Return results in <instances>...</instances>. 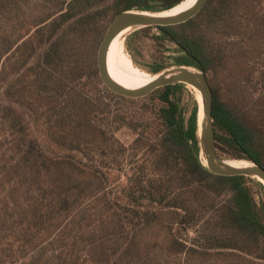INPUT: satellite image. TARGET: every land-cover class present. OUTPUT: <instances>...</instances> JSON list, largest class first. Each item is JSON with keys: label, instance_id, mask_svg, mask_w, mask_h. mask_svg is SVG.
I'll list each match as a JSON object with an SVG mask.
<instances>
[{"label": "trees", "instance_id": "16d2710c", "mask_svg": "<svg viewBox=\"0 0 264 264\" xmlns=\"http://www.w3.org/2000/svg\"><path fill=\"white\" fill-rule=\"evenodd\" d=\"M181 1L0 0V264H157L159 235L143 241L155 227L164 229L162 252L183 264L210 250L264 264V185L208 170L200 105L186 115L181 99L186 84L128 97L97 77L101 26L125 10ZM151 27L159 48L176 52L174 65L206 74L218 155L264 167V76H254L264 64V0H206L185 22L139 31ZM35 56L42 85L33 89L22 76ZM221 72L233 78L212 82ZM233 89L235 100L226 98ZM148 97L155 102L132 112L103 102Z\"/></svg>", "mask_w": 264, "mask_h": 264}, {"label": "water", "instance_id": "95a60500", "mask_svg": "<svg viewBox=\"0 0 264 264\" xmlns=\"http://www.w3.org/2000/svg\"><path fill=\"white\" fill-rule=\"evenodd\" d=\"M206 0H196L188 9L168 16H158L143 13L144 11L125 10L114 16L108 25L97 50V68L102 83L112 92L128 96L142 97L154 89L184 83L197 90L200 99L199 146L203 160L208 170L217 175H244L256 178L264 185V167L250 162L244 167L227 164L217 153L213 127V92L206 74L194 67L177 65L159 72L158 76L137 89H129L115 81L107 70V52L111 41L120 33L125 35L132 31L152 25H174L182 23L196 15Z\"/></svg>", "mask_w": 264, "mask_h": 264}, {"label": "rangeland", "instance_id": "374dc122", "mask_svg": "<svg viewBox=\"0 0 264 264\" xmlns=\"http://www.w3.org/2000/svg\"><path fill=\"white\" fill-rule=\"evenodd\" d=\"M159 3H154L153 6H158ZM131 10L134 11H148V12H159L156 10H140V9H136L133 8ZM106 11H108L107 9H103L101 10L99 13H96L97 15L95 16H99L100 18L106 13ZM112 21V20H111ZM110 21V22H111ZM110 22L106 25L104 24L103 26L100 27V34L98 35L97 40L95 39L94 41V46H93V63H94V67L96 69L97 72V77L100 80L99 77V73H98V68H97V63H96V54H97V48L98 45L100 44V41L102 40L105 31L108 27V25L110 24ZM105 26V28H104ZM159 34V30L157 28L151 27L149 29H146L144 31H139V29L136 30H132L130 32H128L125 37L123 38V46H124V51L127 54V56L131 59L133 65L135 67H138L139 69L150 73V69L152 67H154L155 65H159L162 64L164 67L163 70H166L168 68L177 66L173 64L172 61V55L176 54V52H174L173 50H162L159 48V46L156 43V39L155 37ZM38 69V65H37V57H32L30 59L29 62H27L26 67L24 68V75L22 76L23 79H25L26 83L30 86H33V89H35L36 85L38 87H40L42 84H36V82H34V80L36 79L35 74H37L39 72ZM161 70V71H163ZM160 71V72H161ZM157 74V73H155ZM259 74V76L263 75L264 76V64H257V66L255 67V74L254 76L257 77ZM13 76V74L11 75V77ZM16 75H14L15 77ZM18 77V76H17ZM16 77V78H17ZM230 78H233V75H229L227 73L221 72L218 76L213 77L212 78V82L215 83H224L225 81L229 80ZM42 80V79H41ZM40 82V81H39ZM102 83V82H101ZM103 84V83H102ZM229 84V83H228ZM251 86V85H250ZM33 89H31L30 91H32ZM248 91L246 92H250L253 96H256L258 94V87L254 90L252 87L251 89L247 88ZM3 90V84L0 83V96L2 95V91ZM237 89H233L228 91V95H224L226 98H230V99H234L235 100V95ZM241 97V95H240ZM181 99L182 102L185 104L186 106V111L185 114L188 115L190 108L192 107V103L194 100H196L199 105L201 104V99L200 96L197 92V90H195L193 87L191 86H185L182 88L181 90ZM250 98L244 100L245 102L248 101ZM26 103H29L32 101L28 98L25 99ZM104 104H108V108H112V109H119L124 111H130L132 112L133 110H137L138 107H142L143 104L146 105H152L155 101L154 98L152 97H148L145 99H141L140 101H130V102H126V101H121L119 99H113L111 101H107V100H103ZM36 103H40V100H36ZM18 106V105H17ZM35 132H38V128L35 129ZM122 131H120L118 133V135L125 140L126 135H123V133H121ZM128 140V139H127ZM228 159V158H226ZM234 160H243V159H234ZM246 162H251V161H247V160H243ZM255 180H257L256 178H253ZM259 181V180H258ZM253 191L255 192L256 195V187L253 189ZM257 198L259 195H256ZM207 213V211L202 212V214ZM163 221H168V216H164L162 218ZM173 230L176 234H178L179 236H181L182 238H185L189 243H193L194 241L192 240L193 237H195V233L188 231L185 232L183 230H181L178 226L174 225L173 226ZM154 232L151 234H148V232H146L144 234V239L143 241H150V238L154 235H159L158 240L155 241V246L153 248V252L154 254H156V258H155V262L158 264H183V261L181 260V256H167L166 254H164L162 251V245H163V240H162V235L164 232V229H162L161 227H155L154 228ZM188 262V261H187ZM189 264H261L259 260L242 254V253H237V252H229L227 250H221V251H216V250H210L207 253H203V254H192L190 256V260H189Z\"/></svg>", "mask_w": 264, "mask_h": 264}, {"label": "bare ground", "instance_id": "6f19581e", "mask_svg": "<svg viewBox=\"0 0 264 264\" xmlns=\"http://www.w3.org/2000/svg\"><path fill=\"white\" fill-rule=\"evenodd\" d=\"M196 0H182L170 9L159 12L144 11L145 14L168 16L190 8ZM126 31L117 35L110 43L107 52V70L111 77L119 84L129 89H137L154 80L159 74L147 73L135 67L127 56L123 46V36ZM227 164L235 167H244L251 163L243 160L223 159ZM205 162V159H204Z\"/></svg>", "mask_w": 264, "mask_h": 264}]
</instances>
